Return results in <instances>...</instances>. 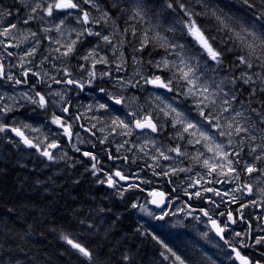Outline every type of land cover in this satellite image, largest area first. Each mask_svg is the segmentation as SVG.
Masks as SVG:
<instances>
[{"label": "snow or ice", "instance_id": "obj_1", "mask_svg": "<svg viewBox=\"0 0 264 264\" xmlns=\"http://www.w3.org/2000/svg\"><path fill=\"white\" fill-rule=\"evenodd\" d=\"M198 2H203V0H198ZM243 4L249 9L259 7L260 11L256 17V20L260 21L259 24L253 23L250 20H245L240 22V18H235L236 26L231 23L234 17L229 14H225L222 18L217 15L215 11L212 13V17L217 22V32H223L227 35L228 39L224 40L222 37L213 35L210 30L206 29L203 24H201L197 17L206 15V13L193 12L187 7V5L181 0H169L167 7L176 11L174 8V3L178 5V9L183 13V17L186 19H181L179 21L173 20L168 31L180 32V38L169 39L167 36H162L158 32L152 33L151 29L145 30L142 35L137 36V30L133 26L131 28V36L138 40V51L144 52L150 46L155 48L159 47L164 50L165 55L159 61H150L153 66L157 69L156 73H152L150 76L143 75L140 71L136 72V75L140 77V80H128L123 79L118 80V83L122 87H132L136 88L140 86L141 80L143 85L151 86L152 89L163 90V92L171 93L172 95L164 96L161 92L153 93L155 99L160 102L163 107L159 109L163 113V117L170 122V127L174 129L172 139L179 141H186L188 145L195 147L200 145L202 150H198L197 154L192 157L202 168L206 169V174L208 176L223 177L224 179H216L209 181V183H232L234 181H239L241 178V172H244L251 176L254 173H260L264 175V169L257 166L258 162L264 161V134L260 135V143L256 144V122H254L249 116L245 115V112L234 107L235 103H240L237 97L236 91L233 88L237 85V80H239L243 85L256 84L259 81L260 87L259 92L264 93V72H250L254 68H260L264 70V3L261 5H256L255 0H242ZM84 5H89L91 8H95L100 11L99 6L95 3V0H82ZM22 7L20 11H27V15L23 18L22 22L24 24H29L34 18L37 10L42 11L48 17H53L57 12L67 13L71 15L73 11L78 13L76 16V22L84 25L80 30L73 29L76 32V39L68 42H62L61 40H56V43L60 45L54 51L59 52L62 57H72L76 52V44L80 41V38L85 34L87 36L100 37L106 44L111 45L113 43L112 38L109 35H102L100 31H93L94 25H99L101 21L105 24L108 23V13L103 12L100 18L94 17L88 10L81 7V0H44V6L41 3H31L30 0H21ZM133 15L132 19L143 20L144 18V3L143 0H133ZM11 16V12H0V16ZM43 17H41L42 19ZM63 20H60L59 26H57L56 31L60 32L61 27H63ZM179 24V28L177 27ZM19 31L17 23H12L10 20L7 25L0 28V46L5 49L19 47V43H12L16 39L14 35L15 32ZM45 31H51V29H45ZM123 33L125 36L128 35L129 29L124 28ZM152 33V34H150ZM31 36H35V32L30 33ZM63 35V33H61ZM190 38V39H189ZM22 40H27V36H22ZM5 41H8L5 43ZM124 41H121L123 44ZM225 45V47H221ZM61 48L64 50L61 51ZM36 47L29 49L26 54L22 55L19 63V67L24 69L21 75L24 80L16 79L12 75L6 74L5 65L0 62V79H7L9 81L15 82L19 85L21 83H27V78L29 75L35 76L38 79L41 78L40 73L32 71L31 68H26V63H31L28 57H33L36 54ZM235 54L236 67L243 66V70L239 73V76H234L231 79L225 77L217 81L214 75L210 73L218 72L223 66L225 59H231L230 56L226 54ZM12 56V52L7 53ZM115 54V53H114ZM80 59L84 60L86 63L90 62V69L87 70V75L91 79L97 77V65H109L110 61L105 57L99 55L98 52L93 48L86 55L80 56ZM120 63L116 64V70L121 71L124 68V54L120 53ZM141 61L134 58V63L139 64ZM83 69V65L81 66ZM65 76L70 77L72 73L68 71L67 68L63 69ZM47 76L48 73H43ZM109 72H100V76H108ZM254 77L256 79H254ZM54 83H61L56 77L51 78ZM91 79L89 83H91ZM64 83L68 85L75 84L76 87L83 89L84 85L73 79H67ZM228 85L232 87L229 88ZM104 92V89H100ZM252 94L254 95L257 91L253 88ZM56 96H60L59 92L55 93ZM21 96L30 101L33 104H37L40 108H47L48 100L45 95L40 92H35V97L29 96L28 93H21ZM183 96L185 100H190L198 112V119H193L191 113L187 106H181L177 99ZM3 97L0 96V103L3 101ZM15 100V97H11ZM108 100L112 101L115 105L128 106L129 103L134 104L136 102L135 97L131 98L130 101H126L124 96H114L108 95ZM171 101V102H169ZM264 103V100L261 101ZM91 109V106H89ZM97 111L102 110L105 113H109L110 106L107 102L100 103L96 109ZM12 111V108L3 104L0 106V113L7 114ZM112 111H115L114 109ZM62 112L65 114L69 113L67 107L62 108ZM251 112L256 113L260 116L259 123L264 126V112H257L255 108L251 109ZM128 116L132 117L131 120L121 118L119 115H114L110 117L111 135L119 136H132L134 130H139L141 133H161L164 131V124L160 122L159 117H154L151 112H143L138 114L136 110H129ZM80 117L77 116L76 120ZM97 120H101L100 117H95ZM103 122V121H101ZM51 123L56 125L58 128L63 130V135L68 137L71 141L73 137V125L67 123L65 119L60 116L53 114ZM95 128V125L92 126ZM103 130V129H101ZM85 131H90V129L85 128ZM264 133V127L261 129ZM11 132L16 137H19L20 141L23 142L29 148H35L40 152L41 155L47 157L49 160L54 159L53 152L50 149H56L60 145L55 141H49V138L44 135L39 128H33L29 124H22L21 126H9L5 123H0V133ZM28 132L40 133V135L35 138H30L27 134ZM94 134V133H93ZM244 137L253 142L254 146H249L248 151L245 152ZM107 137H105V140ZM35 140V142H34ZM103 143V141H101ZM128 143L127 140L123 141L119 147H123L124 144ZM41 145H44L43 150H41ZM151 145L155 149L156 155L150 157L154 161H157L156 167H162L159 164V160L169 161L172 157L169 153H175L176 156H185L187 153L182 151V146L176 144L175 146L164 147L161 145L157 147L155 140L151 137L145 139L144 144L141 146L140 150L144 151ZM235 145H239V150H236ZM80 151L79 148L75 149ZM83 156L90 158L93 161L92 170L97 172V157L90 152H83ZM145 155H148L145 152ZM244 156H251V161L249 162L243 159ZM111 159V155L109 156ZM126 159V158H125ZM242 165V167H241ZM151 167V166H150ZM191 171V169L184 168H170L168 171H163V176L175 175L178 172ZM107 177V185L109 187H117L119 181L127 182L129 177L125 176L122 171L116 170L111 175L104 173ZM153 175H157L153 171ZM199 176L200 174L197 173ZM118 178V179H117ZM204 177L201 176L200 179ZM101 184L105 183L104 180L100 181ZM141 183H149L148 181H141ZM199 184V180L194 181L191 187H195ZM130 187H137V185H130ZM143 191V189H140ZM246 190V192H245ZM205 192H214L215 195H221L220 192L216 191L214 188H205ZM232 192H241L242 194H247L249 196L254 195L253 188L251 185L245 183L243 187L237 186L232 189ZM123 194V193H121ZM229 193H224L228 195ZM149 196L153 197L150 201L158 208H163L165 201L167 199L166 194L163 191L156 192L151 191L148 193ZM185 195H191L185 191ZM197 198L201 197V192L197 191L194 194ZM259 195L264 197V188H261ZM239 198L232 195L230 203L238 202ZM256 201L252 200L248 204H241L239 209L241 216L240 219L243 220V209L249 207L250 205H256ZM137 205L133 204V207ZM151 214V213H150ZM168 215L167 212L162 213L157 219L163 220L164 217ZM203 215L208 218V222L211 224L213 230H215L216 235L224 239L223 233L227 230V224L223 227L209 215L207 210H203ZM224 215V213H220ZM228 221L230 223H236L231 212L228 213ZM243 233L236 232L235 236L241 238L239 249L225 240L226 244H229L231 251L235 254L236 260L239 264H253L247 255H242L241 249L249 247L243 241ZM72 248L77 249L85 257L90 258V253L81 244L74 242L67 236L64 237ZM264 243V236H259L255 239V244L259 245ZM166 247V246H165ZM171 251V249H167ZM175 256L179 264H185V260L180 256ZM258 264V262H257Z\"/></svg>", "mask_w": 264, "mask_h": 264}, {"label": "trees", "instance_id": "obj_2", "mask_svg": "<svg viewBox=\"0 0 264 264\" xmlns=\"http://www.w3.org/2000/svg\"><path fill=\"white\" fill-rule=\"evenodd\" d=\"M168 2L143 0V20L131 18L133 0H95L103 5L100 11L89 5L81 7L93 9L96 18H100L103 12L108 13V18L114 16L116 21L110 22V26L118 28L116 42L121 44L124 41L121 45L125 46L122 47L125 59L131 64L134 58L140 60L136 64L143 71L147 67L157 71L150 61H159L165 55L164 50L150 46L144 52L138 51V40L131 36V28H136L138 37L151 29L152 33L158 32L169 39L180 38V32L168 31L167 21L172 14L180 20L186 18L177 4L174 3L176 11L169 9ZM181 2L193 12L206 13L197 17L198 21L224 40L228 37L216 31L213 11L222 18L225 14L232 15L234 26L235 18H240V22L260 23L256 20L260 8L249 9L242 0ZM255 3L259 6L264 0H255ZM101 23L104 26L103 20ZM110 26L109 30L114 32ZM124 28L129 29L127 36L123 33ZM226 55L231 59H225L216 72L217 77H238L243 66H235V54ZM249 71L264 72L260 68ZM259 87L258 80L256 84L248 85L237 80L233 88L249 112L252 108L264 112V103H261L264 93L258 91ZM253 88L257 89L254 95ZM130 92L136 93L133 89ZM92 164L84 156L75 161L49 160L0 133V264H172L151 232L159 231L141 223L125 196L114 195L106 186L99 185L98 172H93ZM249 215L248 212L245 217L248 219ZM248 225L252 226L249 220ZM66 236L89 251L90 258L72 248L64 239Z\"/></svg>", "mask_w": 264, "mask_h": 264}, {"label": "rangeland", "instance_id": "obj_3", "mask_svg": "<svg viewBox=\"0 0 264 264\" xmlns=\"http://www.w3.org/2000/svg\"><path fill=\"white\" fill-rule=\"evenodd\" d=\"M30 2H33V0H30ZM38 2L41 3L42 7L44 6V0H38ZM85 10H88L94 17L97 15L96 13H94V10L89 8V7L86 8ZM24 12L27 15V11L25 10ZM37 12H36V14H37ZM41 17H43V18L41 19ZM67 18H69L67 13L57 12L54 14L53 17H48L46 14H44L42 11L39 10V13L37 14V16L31 21L33 23V26H36L35 30L33 32H35L36 35L40 34V33H42L43 35H47L46 36L47 39L53 40L54 42H56V40H58V39L61 40L62 42H68L66 38H71V36L76 37V32L72 31L74 28H72L68 25L69 21L67 20ZM109 18L111 21H113L115 19L114 16H112V15H109ZM37 20H38V22H37ZM60 20H63L64 23H63V27H61V29H60V32H57L56 28H57V26H59ZM173 20L179 21L180 19H178L173 14L169 15V20L167 21V27L168 28L171 26V22ZM7 23H8V21L0 19V28L7 25ZM101 24H103V23H101ZM109 26H110V22L108 21V23L104 24V26L100 25V28L103 30L102 35H109L112 38L113 43L111 45L106 44L101 38H99V40H101L103 42V44L96 43L95 48H97V51L99 53H101V50H103V55L110 61L109 65H107L108 68H105L103 71V72H109L110 75L104 76V82H103L102 87L100 86L99 89H93V90L85 93L84 96H87V98L89 100L86 101L85 104L80 106L79 113H81L82 115H85V116H89L87 114H90L92 112L91 111L92 108L90 109L89 106L95 104L94 100H97L98 95L102 96L104 99H106V97H108V95H114V96H121L122 95L125 97L126 101H130L131 98L135 97L136 102L134 104L129 103L127 107H125L124 105H121L120 108L113 107L111 109L110 113L103 112V117H101V121H103V122L100 121V125L98 126V132L102 131L104 134V137H102V139H101V141H103V143L100 141L101 145H102L101 148L111 149L118 156H121V155L122 156L123 155L128 156L131 166L132 167H138V168L130 169L131 176L134 180L133 184L137 185V187H135V188L132 187V189L134 192L137 191V192H140L142 194V195H139L141 197H138L137 195L134 197L133 194L131 195V198H135V201L132 203V207H133V204L137 205L136 207H133L135 216L141 220V223H143V225L153 226L159 231V233H156V232L151 230V232L153 233V236L160 243V245H161V237H160L161 236V230H163L165 228H173V229H176L178 231H181L186 226H191V227H194L196 229L194 224L197 223L199 225V234L196 238V243L199 244V248L201 250V253L194 260H192V259L185 260V264H235L233 262V260L228 261L227 253L222 249V247L219 245V243L217 241H215L216 238L212 234V232H211V240H210V237H208L207 232H206V231H208V226L206 223V217L203 215V210H207L209 212V215L212 216V218L215 219L218 223H221L220 221H222V223L224 225L227 224V229H229L231 231V233H230L231 243L233 245L239 244L240 240H238V237L235 236V233H236L234 231L235 229L231 226L232 223H230L228 221V213L231 212L233 215V218L235 216L240 218L241 213H240L239 209L241 208V204H248L250 201L255 200L257 202L256 205H250L249 207L244 208L242 214H243V216H245L246 213L249 212L250 215L248 217V220L250 222L256 221L258 223V219H259L260 214H258L256 210L258 208L259 209L262 208L264 211V197H261L259 195L260 189L264 188V175H261L260 173H254L251 176H249L248 174L241 172V178L239 181H234L232 183H209V181L216 180V179H224V178L223 177L208 176L206 174V169L202 168L195 160H193V162H194V165L192 167L193 170L185 171V172H178L175 175L163 176L162 172L168 171L170 168H183L182 165L174 162V158L172 157V155L170 153H169V155L172 157V159L169 160L168 163H165L164 160L160 159L158 162L162 167H156L155 165H156L157 161H154L153 159L150 158V157L156 155L155 149L152 148L151 145H149V147L145 148L144 151L140 150L141 146L145 142L146 135H141V134H139V132H136L135 130H134L132 136L111 135L110 134L111 129L109 128L110 117L114 116V115H119V116H121V118L131 120L132 118H130V116L127 115L128 111L130 109L136 110L138 112V114H142L143 112H151L154 117L160 118V122L162 124H164V131L167 130L168 133H170V132L174 133L175 130L172 129L171 127H169L168 125H166V127H165V124H166L165 120H167V119L164 118L163 113L159 111V109L161 107H163V105H161L160 102L158 100H156L155 96L153 95V93L161 92V93H163L164 96H169V95H172L171 93L163 92V90H154L152 88H150L147 91L146 87H150V86L143 85L142 80H141L140 86H138L136 88L122 87L118 83V80H120V79H123L124 81L140 80V77L136 75L137 71H140L145 76H150L152 73H156L157 71L156 70H149V68L147 67L149 72H145V71H143V68H141L140 66H138L134 62H132L130 70H127V67H126L127 63H124L123 70L117 71L116 70V64L121 62L120 53L123 52V49H122L123 45H121L119 42L117 43L116 40L114 39V38H116L117 35H119L118 34V32H119L118 28L116 26H113V27L110 26L114 30V32H111L109 30ZM177 27L179 28L178 23H177ZM21 29H22L21 31H17L14 33V35H16L15 40H20V41H16L15 43H19V44L22 43L24 46V48H23L24 54H26L27 50L31 49L30 46H28V45L32 43L31 39L33 38V36L30 35L31 31L26 30L24 26ZM45 29H51V31H45ZM76 30H79V29L77 28ZM93 31H94V28H93ZM61 33H63V35H61ZM36 35L34 37H37ZM22 36H27L28 39L22 40L21 39ZM33 40H35V39L33 38ZM59 47H60V45L58 44V47H56V48H59ZM56 48H54V50ZM61 51H63V50L61 49ZM123 54H124V52H123ZM17 56L21 57L22 52H18ZM54 59H56V57ZM124 61H126L125 55H124ZM39 68L40 69H39L38 73H40L41 77L45 78V79L52 78L58 70V68L55 66H52V68L51 67L50 68L49 67H43L42 63L39 64ZM45 72L48 73L47 76L43 75V73H45ZM124 72L126 73V75L124 77H122L120 75V73H124ZM210 75H214V77L217 81L221 80L217 77L216 73H210ZM93 81H94V79L91 82H93ZM228 87L231 88L230 85H228ZM101 88L104 89V92L100 91ZM130 89H133V92H136V93L135 94L131 93ZM56 92H59L60 96H56L55 95ZM21 93H28L29 96H33L31 92L25 91V88H9V89L0 88V96H2L4 98L2 103H0V106H2L3 104H7L12 108V111L7 113V114L0 113V123H5V124L9 125L10 127L11 126H17L18 127V126H21L22 124H29L33 128H39L41 130V132L46 136L48 134H52V131L50 129V126L52 123L51 124L50 123L48 124L47 122L43 123L42 121L35 120L34 118L31 119L30 116L23 118L24 116L14 114L16 112V109L21 110L24 107V106H21L22 103H26V106L31 107L32 103L30 101L24 99L21 96ZM48 93H52V99L55 102H57V98L61 99V98L66 97L63 94V92L59 89H57L54 92H51L49 90H45L46 96ZM139 94H141L140 95L141 97L139 96ZM11 97H15L16 99L13 100V99H11ZM33 97H35V96H33ZM36 99L38 100V97ZM176 99H177V102L181 106H184V105L187 106L188 110L191 113V117H198L197 109L194 107V105L192 104V102L190 100H185V98L183 96L178 97ZM238 100L240 101L239 97H238ZM169 102H171V101H169ZM234 107L239 109V110L244 111L245 115L249 116L254 122H256L257 139H256L255 143L259 144L261 142L259 137L261 134H264L261 131L262 127H264V126H262L259 123L260 117H255L251 112L247 111L245 105H243V103H241V102L235 103ZM60 109H61V103H58L57 111H58V113L61 112L60 114H63L62 110H60ZM113 109L115 111H112ZM46 128H47V130H46ZM101 129H103V130H101ZM5 134H6L7 139H9V140H11L12 136H14V134L11 132H5ZM105 134H106V136H105ZM28 135L35 138L36 136L40 135V133L28 132ZM172 136L173 135L169 136L167 134V140L170 141L171 143H173L174 146L176 144H180L181 146H183V145L188 146L186 141H179V140L172 139ZM105 137H107L106 140H105ZM108 139H109V141L106 142ZM243 139L245 140L244 150H245V152H247L249 146H254V145H253V142L251 140L247 139V137H244ZM125 140H127L128 143L124 144L123 147H119V145L122 144L123 141H125ZM153 140H155V139H153ZM83 141H85V142L88 141V142H86L87 146H91L93 144L92 141L88 140V139H84ZM155 142L157 144V147H160L161 145H163L165 148L170 146L169 142L163 141L161 139L155 140ZM239 147H240L239 145H235L236 150H239ZM43 148H44V145H41V150H43ZM145 152H147L148 155H145ZM37 153L40 154L39 151H37ZM54 155L55 154H53V156ZM56 155L60 156V157L62 156V154L60 152L56 153ZM194 156H195V154L192 157H194ZM243 159H245L249 162H252L251 156H244ZM61 162H64V160ZM257 166L259 168L264 169V161L258 162ZM241 167H242V165H241ZM146 168L148 171H150L152 173H153V171H155L158 176L147 175L145 172ZM100 170L101 169H98V171H97L98 174H100L101 171H103V170H101V171ZM197 173H199L200 175L198 176ZM177 175L178 176L187 175L186 176V184L188 187L191 186L194 183V181L199 180L200 181V188H201L200 191L202 193L203 192L206 193L204 191L205 188H214L216 191L220 192L221 195L217 196V195H215L214 192H211L210 193L211 194V205L206 207V208H201L199 214L193 213L195 211L194 208H188L185 203H181L180 205L176 204L174 211L170 214V217H168V219L166 218V216L164 217L163 220L157 219L156 217H158L162 213H160V212H158V211H156L150 207L148 197H150L151 199L153 197L149 196L148 193L151 191H156V189L158 187H160V185L162 183L168 182V180L165 181L162 179H166V177H167V179H169V177H173V176H177ZM201 176H203L204 178L200 179ZM141 181H148L149 183H141ZM245 183L252 186L254 195L249 196L247 194H242L241 192H235V193L232 192V189L236 188L237 186H240L242 188ZM178 186H181V184ZM140 189H143V191H141ZM156 192H158V191H156ZM245 192H246V190H245ZM224 193H229V194L224 195ZM232 195H235L236 197L239 198L238 202L230 203V201L232 199ZM172 206H173V204L171 203V207ZM220 213H224L225 216L223 217V215H220ZM257 228H259V226H257ZM247 231H248V229H247ZM216 240H218V239H216ZM171 263L172 264H179V262L177 260H171Z\"/></svg>", "mask_w": 264, "mask_h": 264}, {"label": "flooded vegetation", "instance_id": "obj_4", "mask_svg": "<svg viewBox=\"0 0 264 264\" xmlns=\"http://www.w3.org/2000/svg\"><path fill=\"white\" fill-rule=\"evenodd\" d=\"M38 0H33L31 3H37ZM99 8L102 9L103 5L100 3H96ZM81 6H84V4L81 2ZM22 7L21 0H0V12H11V16H0L1 20L8 21L9 20L12 23H17L19 31H21L23 26L26 30L33 32L35 30L36 26H33V23L30 22L29 24H24L22 22L23 18L26 16L25 12H21L20 8ZM37 14L39 13V10H37ZM35 15V17L37 16ZM78 13L73 11L71 15H68L69 18L67 20L69 21L68 25L74 29H82L83 27H86L84 25H81L76 22V16ZM109 22L116 21L115 19L113 21L108 18ZM38 22V20H37ZM101 23L98 25L92 26L94 28V31H100L101 34H103V30L100 28ZM38 31V30H37ZM16 36V35H15ZM37 37H33L35 40H32V43L29 44L30 48L36 47V54L33 57H28V60L31 61V63H26V68H31L32 71L38 72L39 71V64L42 63L43 67H51L55 66L58 68L57 72L53 77H56V79L60 80L61 83L57 84L54 83L53 80L40 78L38 79L35 76L29 75L27 78V83H21L19 85L15 84L14 80L9 81L7 79H0V88H25V91L31 92L33 96H35V92H40L42 95H45V90H49L51 92L56 91L57 89L61 90L63 94L66 96L65 98L58 99L57 102H55L52 99V93H48L47 96L45 95V98L48 100V106L47 108H40L37 104H31L30 106H26V103H22L21 106H24L21 110L16 109L15 115L24 116L23 118H26L27 116H30L31 119H35L38 121H42L43 123H50L53 114L62 116L67 123H71L73 125L72 131H73V137L71 141H69L68 137L63 135V130L61 128H58L56 125L51 124L50 129L52 131V134H48L47 137L49 138V141L55 140L60 146L56 149H50L49 151H52L54 155V161H63L66 162L68 160L75 161L76 159L80 158V156H83L82 153L87 151L92 153L97 157V169H101L100 174L97 175L98 184L104 185L107 187V190L114 194L119 196H125L126 200L130 203V206L134 212V209L132 207V203L135 201V198H131V195L133 194L134 197L137 195L138 197H141L139 195H142L140 192H134L132 187L130 185H133L134 180L131 176L130 169L138 168V167H132L129 162V157L125 155L118 156L114 151L111 149H103L101 148V139L104 137L103 132H98V126L100 125L101 120L95 119V117H103V111H97V107L100 103L107 102L110 106V111L113 107L120 108L121 105H115L112 103V101L108 100V97L104 99L102 96L97 97V100H94L95 104L90 105L91 106V113L87 114L89 116L82 115L79 113L80 106L85 104L86 101L89 99L87 96H84L86 92L91 91L93 89H99L100 86H103L104 82V76H100V72H103L105 68H108L107 65L99 64L97 65V77L94 79L93 82L89 83V80L91 79L87 75V70L90 69V62H85L84 60L80 59V56L86 55L91 49H95L96 52L97 48L96 43L103 44L101 40H99L100 37L96 36H87L84 35L80 38V41L76 44V52L73 54L72 57H62L60 56L59 52L54 51V48L58 47V44L54 42L53 40H48L47 35H43L42 33L37 34ZM2 39V38H1ZM67 41L75 40L76 37L71 36V38H66ZM65 40V39H64ZM63 40V41H64ZM16 41L20 40H14L12 43H15ZM8 41H5L7 43ZM24 46L22 43L19 44V47H13L5 49L3 46H0V62H2L5 65V71L6 74L12 75L16 79L24 80V77L21 75V73L24 71V69L19 67L20 63V57L17 56L18 52H22V55H24ZM125 46H123V49ZM64 50L63 48H61ZM28 51V50H27ZM12 52L13 55L9 56L7 53ZM99 53V52H98ZM149 53V52H148ZM147 53V54H148ZM99 55H103V50H101V53ZM56 57V59H54ZM126 67L127 70L131 66V62L126 59ZM53 64V65H52ZM83 65V69L81 70V66ZM67 68L68 71L72 73L70 77L65 76L63 69ZM145 72H149L148 68L144 70ZM122 77L126 75V73H120ZM67 79H73L78 81L79 83L83 84V89H80L76 87L75 84L68 85L64 83ZM93 79H91L92 81ZM147 91L150 89V87H146ZM37 97H35L36 99ZM54 102V103H53ZM58 103H61V109L67 107L69 109L68 114H60L57 111V105ZM79 116L80 119L76 120V117ZM132 118V117H130ZM193 119H198L199 117H192ZM165 127L168 125L170 127V122L165 120ZM95 125V128L92 126ZM85 128L90 129V131H85ZM47 130V128H46ZM94 133V134H93ZM28 134V133H27ZM141 135H146L147 137H151L152 139L158 140L161 139L163 141L169 142L170 146H174L173 143L167 140V134L173 135L172 132L168 133L167 130L161 133H139ZM106 136V134H105ZM30 138H34L30 136ZM13 141L18 145H23L22 142L16 140L12 136ZM11 139V140H12ZM84 139H88L92 141L91 146H87L88 141H83ZM109 139L106 141L108 142ZM35 142V140H34ZM24 146V145H23ZM79 148L80 151H76L75 149ZM36 151L35 148H31ZM56 150V151H55ZM149 150V149H148ZM198 150H202L200 148V145H196L193 147L192 145H183L182 151H186L187 155L185 156H176L175 153H170L172 157L174 158L175 163H179L182 165L184 169H191L193 170V159L192 156L197 154ZM37 152V151H36ZM60 152L62 156H57L56 153ZM111 155V159L109 156ZM85 157V156H84ZM126 158V159H125ZM90 159V158H89ZM91 160V159H90ZM93 163V161H91ZM165 163H168V161H164ZM116 170L122 171V173L129 177L128 182L125 184L122 181L118 182L117 187H109L107 185V177L104 175V173L112 174ZM146 174L149 176H158L153 175L152 172L148 171L147 168L145 170ZM186 176L187 175H180V176H173L169 177V179H162L168 182L162 183L160 187L156 189V191L160 192L163 191L166 194V201L165 205L161 210L155 209L151 205V198L148 197L149 205L154 210L164 213L167 212L168 215H166V218L170 217V214L174 211V208L176 204L185 203L188 208H194L195 214L200 213L201 208H206L211 205V192L202 193L200 191V181L199 184H197L195 187L187 186L186 184ZM118 179V178H117ZM104 180L105 183L101 184L100 181ZM181 186H178L180 185ZM185 191H187L191 195V199H189L188 195H185ZM200 191L201 197L197 198L194 194L195 192ZM123 193V194H121ZM145 197V196H144ZM171 203L173 206L171 207ZM183 206V205H182ZM171 207V208H170ZM257 213L259 215L258 223L256 221H252V226L248 225V219L247 217L243 216L244 219L241 220L238 217H234L236 220V223H232V227L235 229V232H242L243 235V241L250 245L249 247H245L241 249L242 255H247L250 260L253 262V264H264V243H261L259 245L255 244V239L259 236H264V227L262 218L264 216V211L262 208H258ZM225 215H223L224 217ZM222 219V218H221ZM223 220V219H222ZM224 221V220H223ZM219 223L222 227L224 224L222 221ZM206 223L208 226L207 235L210 237L211 240V230L209 228V222L208 218L206 217ZM196 229L191 226H186L181 231H178L173 228H165L161 230V248L163 252H165V257L168 260H176L175 256L172 255V253H175L176 256H180L184 260L192 259L194 260L199 256L201 253V250L199 248V244L196 243V238L199 234V225L196 223L194 224ZM259 226V228H257ZM248 227V228H247ZM248 229V231H247ZM246 231V232H245ZM231 231L227 229L225 231L224 241L227 240L231 245ZM185 234V235H184ZM238 240L241 241V238L238 237ZM219 243V245L222 247V249L227 253L228 261L232 260V251L229 247V244H226L224 241L216 240ZM166 246V247H165ZM239 249L240 243L233 245ZM167 249H171V251H168Z\"/></svg>", "mask_w": 264, "mask_h": 264}, {"label": "water", "instance_id": "obj_5", "mask_svg": "<svg viewBox=\"0 0 264 264\" xmlns=\"http://www.w3.org/2000/svg\"><path fill=\"white\" fill-rule=\"evenodd\" d=\"M119 106V105H118ZM136 131H139V130H136ZM140 132V131H139ZM14 137L17 139V140H19L20 141V139H19V137H16L15 135H14ZM20 142H22V141H20ZM22 144H23V142H22ZM24 146H26L25 144H23ZM27 147V146H26ZM28 149H30L29 147H27ZM123 183H127V182H125V181H122ZM153 199V198H152ZM151 199V200H152ZM151 205L155 208V209H157V210H161L162 208H158V207H156L154 204H152L151 203ZM262 222H263V227H264V217L262 218ZM209 227H210V230H211V232H212V234L215 236V238L216 239H218V240H221V241H224L223 239H221L220 238V236H218V235H216V232H215V230H213L212 229V227H211V224H209ZM223 235H224V233H223ZM232 258H233V261L235 262V264H239V261L238 260H236V258H235V254L232 252Z\"/></svg>", "mask_w": 264, "mask_h": 264}]
</instances>
